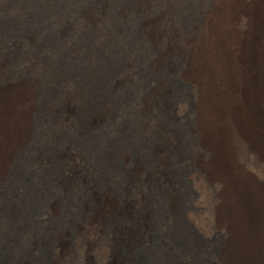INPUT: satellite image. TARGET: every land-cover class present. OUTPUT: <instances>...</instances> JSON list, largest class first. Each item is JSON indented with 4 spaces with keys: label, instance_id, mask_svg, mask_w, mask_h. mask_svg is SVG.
<instances>
[{
    "label": "rangeland",
    "instance_id": "rangeland-1",
    "mask_svg": "<svg viewBox=\"0 0 264 264\" xmlns=\"http://www.w3.org/2000/svg\"><path fill=\"white\" fill-rule=\"evenodd\" d=\"M225 2L2 1L0 56L7 63L0 84L31 83L34 102L28 140L17 163L7 164L22 204L20 216L9 222L16 231L14 244L20 242L31 254H16L3 264H110L104 238H112L117 222L105 225L101 240L92 235L88 241L97 243L91 248L76 228L87 225L81 206L104 190L152 211L146 255L156 264L214 261L230 242L220 214L231 203V186L252 194L264 185V160L232 117H211L220 140L203 142L201 93L183 77L194 53L206 55L210 66L205 27L218 21ZM248 26V19L238 15L233 23L237 39L244 38ZM152 29L161 31L155 41L148 36ZM171 34L184 56L170 49ZM255 63L258 67V58ZM66 119L65 131L58 132ZM219 149L224 153L215 158L213 151ZM33 174L46 183L39 177L43 182L28 188L25 176ZM221 175L229 185L225 195ZM27 192L34 194L30 200ZM37 196L43 197L42 213L32 214L27 210ZM168 208L172 216L165 218L161 212ZM180 234L186 238L182 243L175 240ZM62 239L67 252L59 259Z\"/></svg>",
    "mask_w": 264,
    "mask_h": 264
},
{
    "label": "bare ground",
    "instance_id": "bare-ground-1",
    "mask_svg": "<svg viewBox=\"0 0 264 264\" xmlns=\"http://www.w3.org/2000/svg\"><path fill=\"white\" fill-rule=\"evenodd\" d=\"M2 1L0 0V7ZM249 1L247 3L246 0H226V11L217 15V22H208L205 27L207 44L211 48L210 66L209 63H204L206 55L204 56L201 52L194 53L187 59L188 66L183 77L195 82L201 93L202 107L199 120L203 142L209 145L213 141L216 142L215 140H220L214 132L216 122L211 117L218 119L221 115L223 117L226 115L232 117L242 137L264 160V126H262L264 125V0ZM240 14L248 19L249 24V29L242 40L237 39L233 32V23ZM154 30L148 35L152 41H155L161 33L159 29ZM169 46L173 53L177 52L184 56V52L178 50L174 44L172 34ZM257 58L258 67L255 63ZM6 63V58L0 56V79L6 77ZM32 89L33 86L29 82L3 81L0 84V220L4 217L6 220L0 232V264H3L4 259L9 260L19 253L27 257L31 254L28 252L29 249L23 247L20 242L14 244L16 231L10 227L9 222L20 216L17 208L22 204L15 188L16 177L7 176V164L14 162V159L17 163L19 151L28 140L30 113L34 103ZM250 93H255V96H251ZM71 112L72 110H68L69 116L72 115ZM66 121L67 119L60 124L58 132L65 131ZM222 153L224 151L221 149L215 150L213 156L218 158ZM223 171L219 173L223 175ZM36 175L25 176L26 184L29 182L28 188L33 189L31 186L34 183L39 186L42 180L46 183L42 176ZM222 175L219 177L226 183L223 193L225 195L229 185L228 181L226 182V176ZM39 177H42V180ZM256 187L260 190L252 194L249 192L243 194L236 190L238 187L231 186L233 190L229 198L231 203L229 202V207L227 206L226 210H223L224 213L219 215L220 220L224 219L228 225L230 242L218 250L213 257L214 261L208 262L194 258L183 261L181 264H264L262 239L264 227L261 224L264 221V212L260 211L264 205V185ZM38 191L39 189L34 190V194ZM34 194H29L27 200H30ZM39 197L37 196V200L27 211L32 214L42 213L43 197ZM52 209V214L55 215V205ZM151 212L144 205L135 207L127 204L126 201H118L110 191L104 190L95 193L94 196L91 195L90 201L81 206L80 216L87 218V225H76V228L79 236L84 239L85 245L91 248L97 243L88 241L92 235L97 234L101 240L105 235V225L116 221L118 228L113 236H110L112 238L108 242L104 238L108 262L110 264H156L153 256L146 255L149 249L146 244L152 227ZM161 214L165 218L172 216L169 208ZM35 226L33 228L37 230L39 227ZM184 235L180 234L179 237H175V240L182 243ZM64 241L59 240L56 250V257L59 259L67 252ZM49 251L47 246L44 253ZM162 263L172 264L173 262L166 260Z\"/></svg>",
    "mask_w": 264,
    "mask_h": 264
}]
</instances>
